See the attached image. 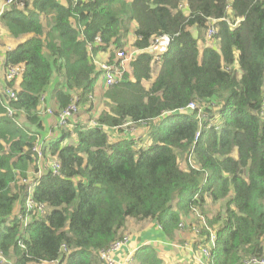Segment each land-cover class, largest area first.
Masks as SVG:
<instances>
[{
	"label": "trees",
	"instance_id": "1",
	"mask_svg": "<svg viewBox=\"0 0 264 264\" xmlns=\"http://www.w3.org/2000/svg\"><path fill=\"white\" fill-rule=\"evenodd\" d=\"M13 1L0 13V37L17 41L2 67L21 72L11 81L0 73V85H18L14 100H0V252L16 264H104L103 253L127 236L133 264H167L157 247L176 250L181 264L201 246L208 264L263 257L264 0ZM211 19L218 43L205 47ZM111 49L110 64L117 51L136 55L102 92L109 108L95 117L99 127L75 115L45 141L44 160L59 161L60 176L46 171L33 198L51 212L23 228L35 135L55 125L39 114L40 99L61 110L76 97L86 116L100 82L91 54ZM131 128L142 134L127 135ZM204 195L225 199V216L208 217ZM194 207L206 228L191 219ZM129 219L149 221L147 235H122Z\"/></svg>",
	"mask_w": 264,
	"mask_h": 264
},
{
	"label": "built area",
	"instance_id": "2",
	"mask_svg": "<svg viewBox=\"0 0 264 264\" xmlns=\"http://www.w3.org/2000/svg\"><path fill=\"white\" fill-rule=\"evenodd\" d=\"M1 2V1H0ZM12 2H15L13 0H6L5 3H1L0 5V13L3 11L4 7H7ZM17 7L19 9L24 8L23 3H17ZM216 23L217 20L211 19L207 23V42L210 46H216L218 41H214L215 33H216ZM17 43V42H16ZM15 45L13 46L11 43L6 42L1 39L0 37V73H3L4 76L6 75L9 81L17 79L19 80L21 77V72L17 68L10 67L7 70H4L3 62H4V55L14 50ZM89 52L91 51V44H88ZM99 54H96L95 56L91 54V58L93 61V64L96 66L97 70L100 72L99 78L100 82L96 85L95 93L91 94L89 96V100L93 101L94 98H96L97 93L102 92L110 88L112 86H115L119 84L123 80V75L125 73V65L131 60H134L136 55V50H130L128 52L124 51H117L115 52V58L119 60L118 63L110 64L109 61H103L102 58L98 57ZM18 88L15 86L8 87L0 85V100L1 97H6L8 101L14 100L16 97V90ZM262 91V100H261V109L257 113V115L263 119L264 115V84L261 89ZM45 98L42 97L40 99L41 101V107L39 110L40 115H48L49 117L53 118L54 123L50 127H47L45 129L44 135H35V143L31 150V156L35 158L34 165L36 169H33L32 171L27 172V178L24 180L25 185L27 186L26 195H25V201H24V211L25 215H17V219L20 221V224L23 228L28 224L30 217L31 219L39 220L41 218H44L47 216L51 209L44 203H40L34 200L33 193L36 189V186L38 185L39 180L42 178L44 173L47 171L50 173L52 177H59L60 172V163L57 160H49L47 161L45 158V141H47L49 138H51L53 131L57 129H63L68 128L70 126L69 121L74 118L75 115L80 120H84L82 122V125L86 128H97L99 127L98 123L96 122V116L92 115V112L94 109H91L88 112V115L81 116L79 111V104H78V98L74 97L73 101L67 105L64 109L61 110H55V105L51 104L47 108H43ZM191 110H194V106L191 104L188 107ZM5 110L9 116H12L14 111L10 109L8 106L5 105ZM210 122V121H209ZM49 128V129H48ZM43 137V138H42ZM201 137V131L200 129L197 131L195 135V142L194 144L199 140ZM180 228L184 227V224L179 225ZM201 227V225H200ZM206 228V225H205ZM196 231H200L199 229H196ZM128 237L124 236L123 240H119L118 242L114 243L107 251H105L102 255L104 264H133V258L132 254L133 251H127L125 252V249L128 248ZM216 236L215 234L210 232L209 237V246L211 249H214L216 247ZM19 245L21 243L19 242ZM64 252L66 250L64 249ZM191 252V251H190ZM113 254V256H112ZM126 254V255H125ZM197 253H194L193 259L197 264H208L210 262V251L207 248H203L201 246L199 255H196ZM125 255V256H124ZM0 264H10L8 262V258H6L1 252H0ZM15 264V263H14ZM44 264H55V263H44ZM242 264H264V257H251L247 260H244Z\"/></svg>",
	"mask_w": 264,
	"mask_h": 264
},
{
	"label": "rangeland",
	"instance_id": "3",
	"mask_svg": "<svg viewBox=\"0 0 264 264\" xmlns=\"http://www.w3.org/2000/svg\"><path fill=\"white\" fill-rule=\"evenodd\" d=\"M44 27H46V26H44ZM45 31H47L46 28H45ZM207 31H208V29L203 34L204 40L207 36ZM202 38H203V36H202ZM1 39L4 41H7L5 38H1ZM7 42H9V41H7ZM201 45H202V43H201ZM203 45L205 46V44H203ZM94 102H95V105H94V110L92 112L93 116L97 117L100 113H102L103 111H105L109 108V106L106 104V102L102 100V97L94 98ZM88 117H89V115H88ZM263 119H264V115H263ZM140 130L141 129L134 130V128H131L130 131L127 132V135H134V137H138L142 134V130L141 131ZM116 137L117 138H124L125 135L120 133V134H116ZM143 140H144V138H143ZM189 163L192 166H195L194 163H192V162H189ZM180 168L182 170L187 169V168L183 167V165H181ZM208 198L209 197L207 195H204V200H206V203H205L206 209H204V210H206L207 216L214 219L217 216H219L220 214L224 215L226 200L225 199L219 200V201H216L215 203L212 204V203H210V200ZM172 206L174 208L176 207L173 203H172ZM192 210L197 211L198 217H196V218L192 217L191 219L193 220V222H195L196 220H200L201 221V228H204L205 225L207 224V219L201 215V211L198 210L196 207L192 208ZM149 226H150V223L148 221L141 223V222L135 221L133 219H129L126 223L125 231L123 230L121 234L122 235L128 234V236L136 237L135 235H137L139 233H143L146 230V228ZM183 229H184V227L180 228L179 231L181 232ZM181 239H184L183 235H181ZM262 247H263V253H264V237L262 239ZM157 248L159 251L162 252L163 255L161 256V258L163 259V261L165 263H167V264H181V258H179V259L176 258V254H177L176 250L175 251L174 250L167 251L165 249H162L161 247H157ZM182 248H184V246H182L179 249L181 252H183V250H184ZM263 257H264V255H263ZM8 262L10 264H14V261H12V259H8ZM187 263L188 264H197L193 258L189 259Z\"/></svg>",
	"mask_w": 264,
	"mask_h": 264
},
{
	"label": "crops",
	"instance_id": "4",
	"mask_svg": "<svg viewBox=\"0 0 264 264\" xmlns=\"http://www.w3.org/2000/svg\"><path fill=\"white\" fill-rule=\"evenodd\" d=\"M0 5H1V2H0ZM6 40L9 41V43H11L13 46H14L15 43L17 42V41H12V40H8V39H6ZM133 40H134V37H133V35H131V37L129 38V42H132ZM7 41H6V42H7ZM204 44H205L206 47L209 46L207 40H205ZM111 51H112V49H111L110 51H105V52L102 53L101 58H102L103 61H109L110 54L112 53ZM156 72H157V70H156ZM155 76H156V73H155ZM98 84H99V83H98ZM3 86H5V85H3ZM14 86L18 88V85H17V84H15ZM96 93H97L96 98H97V97H100V96L102 95L100 92H96ZM51 104H54V103L50 102L49 105H51ZM214 118H218L217 115H214ZM51 125H52V123H50V124L48 125V127H50ZM48 129H49V128H48ZM52 135H53V133H52ZM148 222H149V221H148ZM149 223H150V222H149ZM148 231H149V230L146 229L143 233H139V236L142 238V236H143L144 234H146ZM146 235H147V234H146ZM135 236H136V235H135ZM131 238H132V240H134L136 237H131ZM136 244H138V243L136 242ZM185 246H187V244H185ZM182 249H184V248H182ZM132 250H133V249L127 248V249H125V252H127V251H132ZM181 261H182V258H181Z\"/></svg>",
	"mask_w": 264,
	"mask_h": 264
},
{
	"label": "clouds",
	"instance_id": "5",
	"mask_svg": "<svg viewBox=\"0 0 264 264\" xmlns=\"http://www.w3.org/2000/svg\"><path fill=\"white\" fill-rule=\"evenodd\" d=\"M209 45V44H208ZM208 47H211L210 45L208 46ZM216 120L218 119V118H215ZM197 133V132H196ZM196 135V134H195ZM195 138V137H194ZM16 264V263H15Z\"/></svg>",
	"mask_w": 264,
	"mask_h": 264
}]
</instances>
